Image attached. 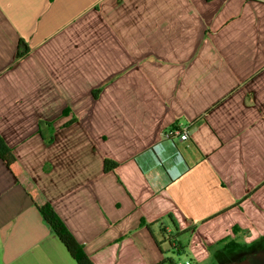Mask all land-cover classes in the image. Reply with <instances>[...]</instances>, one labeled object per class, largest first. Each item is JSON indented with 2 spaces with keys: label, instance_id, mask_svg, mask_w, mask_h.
Returning a JSON list of instances; mask_svg holds the SVG:
<instances>
[{
  "label": "crops",
  "instance_id": "crops-1",
  "mask_svg": "<svg viewBox=\"0 0 264 264\" xmlns=\"http://www.w3.org/2000/svg\"><path fill=\"white\" fill-rule=\"evenodd\" d=\"M0 134L94 264L253 247L264 0H0ZM0 264H78L1 158Z\"/></svg>",
  "mask_w": 264,
  "mask_h": 264
},
{
  "label": "trees",
  "instance_id": "trees-1",
  "mask_svg": "<svg viewBox=\"0 0 264 264\" xmlns=\"http://www.w3.org/2000/svg\"><path fill=\"white\" fill-rule=\"evenodd\" d=\"M20 53L17 52V57H20ZM0 158L5 162L7 167L16 177L17 181L24 187L32 201L43 214L45 220L50 224L59 240L64 244L70 255L76 260L78 264H94L90 257L85 252L83 245L74 237L64 221L55 211L51 203L45 198L33 179L28 175L25 168L15 155L13 149L6 143L4 138L0 134ZM118 166V162L106 158L104 160V170H114ZM168 219L175 226V233L168 232L166 227L161 230V242H157L160 247V243L168 242L173 253L181 255L185 253L187 246L181 244L178 237L185 232L191 231L188 228L183 231H178L175 220L172 216H168ZM150 226V224H149ZM229 246H238V243L231 242ZM161 248V247H160ZM165 256L159 264H176L178 260L172 256H168L165 251H162Z\"/></svg>",
  "mask_w": 264,
  "mask_h": 264
},
{
  "label": "rangeland",
  "instance_id": "rangeland-1",
  "mask_svg": "<svg viewBox=\"0 0 264 264\" xmlns=\"http://www.w3.org/2000/svg\"><path fill=\"white\" fill-rule=\"evenodd\" d=\"M186 234V233H185ZM187 235H183L182 241L186 244ZM164 251L168 256L176 260L185 261L191 259L193 264H264V237L261 238L253 247L248 245H239L232 249L212 248L210 256L198 260L197 256L191 249L185 253L177 255L172 252L168 242L163 243ZM199 261V262H198Z\"/></svg>",
  "mask_w": 264,
  "mask_h": 264
},
{
  "label": "built area",
  "instance_id": "built-area-1",
  "mask_svg": "<svg viewBox=\"0 0 264 264\" xmlns=\"http://www.w3.org/2000/svg\"><path fill=\"white\" fill-rule=\"evenodd\" d=\"M178 137L180 141H186L189 139V132L186 126L179 127L175 126L168 128L162 132L161 139L163 140H174L175 137ZM176 264H193L191 259H186L185 261L178 260Z\"/></svg>",
  "mask_w": 264,
  "mask_h": 264
}]
</instances>
